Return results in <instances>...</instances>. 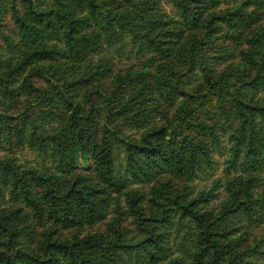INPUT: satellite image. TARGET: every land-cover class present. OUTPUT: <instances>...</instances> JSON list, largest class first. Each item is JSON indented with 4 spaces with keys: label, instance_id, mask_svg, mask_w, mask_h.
Segmentation results:
<instances>
[{
    "label": "trees",
    "instance_id": "obj_1",
    "mask_svg": "<svg viewBox=\"0 0 264 264\" xmlns=\"http://www.w3.org/2000/svg\"><path fill=\"white\" fill-rule=\"evenodd\" d=\"M168 1L175 16L153 0H0V264L264 257V236H242L264 202V0ZM125 34L140 62L118 67ZM219 133L226 180L195 187Z\"/></svg>",
    "mask_w": 264,
    "mask_h": 264
},
{
    "label": "rangeland",
    "instance_id": "obj_2",
    "mask_svg": "<svg viewBox=\"0 0 264 264\" xmlns=\"http://www.w3.org/2000/svg\"><path fill=\"white\" fill-rule=\"evenodd\" d=\"M156 1V9L158 11H162V12H166L169 13L172 16L176 15L175 10L172 8V6L170 5L168 0H153ZM225 41H228L226 38L223 37H219L216 38L215 41V50L217 51L218 46H223L226 44ZM119 47L118 49H113L112 47L109 49V52L111 54L114 55L113 60H115V65L118 67L121 66H125V65H129V64H136L138 62H140L139 57H134L133 53L129 51L130 49V38L128 36V34H125V36L122 38V40L119 43ZM113 49V50H112ZM38 83V81H37ZM125 132L130 134V135H136L137 136V131L134 130L131 127H127L125 129ZM220 139H219V146L215 147L214 143L211 145V149H212V165H210L211 167H207L205 169V172H203L202 174H199V178L195 179L192 182V185H194L195 187H203L205 185H210L211 182L214 179L220 178L222 182H225L226 180V175L224 172V159H225V154L227 152V147H228V138L226 136V134H222L219 133L218 134ZM2 143H4L2 141ZM5 148V147H3ZM115 155L116 158L118 160L119 163L122 162L123 156L120 150H115ZM6 150H2L1 153H5ZM11 154H15V157L18 158V160H20L21 162H25L27 163V165L30 166H41L43 165V160L42 158L38 155V153L31 151L27 148H23L21 150H15L12 151ZM91 162V158H88L85 163H90ZM84 161L80 162V165L82 168L85 167ZM49 165L48 162L45 163V165ZM229 178V177H228ZM260 179L263 181V184L261 186H259L258 188L255 189V191H264V173L260 174ZM145 189H147V187L144 186ZM219 191V198L216 200V203L219 202L221 200L222 197H224V188L220 187L218 189ZM123 202V198L120 200V203ZM216 203H213V205H216ZM217 206V205H216ZM257 211H256V217H255V222L253 223V226L251 228H249L247 234H243L242 236L247 239H254V238H259L261 236H264V202L262 204H260L259 206H257ZM236 221L242 225L244 224V220H237ZM128 224V222L126 223ZM129 227V225H127ZM96 226H89V225H85V227L81 228V232H86V231H90L92 229H95ZM241 232V231H240ZM245 243V242H244ZM264 245V244H263ZM250 261H252V264H264V257H251Z\"/></svg>",
    "mask_w": 264,
    "mask_h": 264
}]
</instances>
